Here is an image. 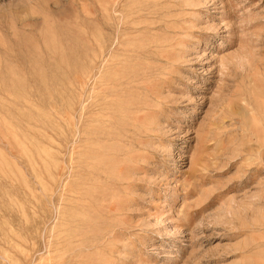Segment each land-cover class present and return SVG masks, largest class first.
I'll return each instance as SVG.
<instances>
[{
	"label": "rangeland",
	"instance_id": "obj_1",
	"mask_svg": "<svg viewBox=\"0 0 264 264\" xmlns=\"http://www.w3.org/2000/svg\"><path fill=\"white\" fill-rule=\"evenodd\" d=\"M0 264H264V0H0Z\"/></svg>",
	"mask_w": 264,
	"mask_h": 264
},
{
	"label": "bare ground",
	"instance_id": "obj_2",
	"mask_svg": "<svg viewBox=\"0 0 264 264\" xmlns=\"http://www.w3.org/2000/svg\"><path fill=\"white\" fill-rule=\"evenodd\" d=\"M114 5H115V4H114ZM115 10H116V9H115ZM123 18H124V17H123ZM121 19H122V18H121ZM110 32H111V31H110ZM115 33H116V32H115ZM116 34H117V33H116ZM115 37H116V36H115ZM123 37H125V36H123ZM125 40H126V39H125ZM120 42H121V41H120ZM153 43H154V41H153ZM119 44H120V43H119ZM140 44H141V43H140ZM113 45H114V44H113ZM115 45H116V44H115ZM141 45H142V44H141ZM147 46H148V45H147ZM115 47H116V46H115ZM116 48H117V47H116ZM125 48H126V47H125ZM136 48H137V46H136ZM136 48H135V49H136ZM114 49H115V48H114ZM130 49H132V47H131ZM147 49H148V48H146V50H147ZM108 50H109V49H108ZM117 50H118V49H117ZM133 50H134V49H133ZM144 50H145V49H144ZM109 51H110V50H109ZM130 51H132V50H130ZM146 52H147V51H146ZM119 53H120V52H119ZM144 53H145V51H144ZM145 54H146V53H145ZM145 54H144V55H145ZM142 55H143V54H142ZM128 56H129V55H128ZM134 56H135V55H134ZM136 56H137V55H136ZM132 57H133V56H132ZM125 58H127V57H125ZM94 59H95V58H94ZM131 60H132V59H131ZM114 65H115V64H114ZM127 68H128V67H127ZM138 69H139V68H138ZM121 70H122V68H121ZM134 70H135V68H134ZM139 70H140V69H139ZM132 71H133V70H132ZM132 71H131V72H132ZM142 71H143V70H142ZM139 73L141 74V71H140ZM111 74H112V73H111ZM115 74H116V73H115ZM134 74H136V73H134ZM145 74H146V73H145ZM145 74H144V75H145ZM117 75H118V74H117ZM120 76H121V75H120ZM131 76H132V75H131ZM118 77H119V76H118ZM122 77H123V76H122ZM122 77H121V78H122ZM135 77H136V76H135ZM137 77H138V76H137ZM138 78H140V77H138ZM111 79H112V78H111ZM114 79H115V78H114ZM124 80H125V79H124ZM134 80H135V79H134ZM139 80H140V79H139ZM125 82H126V81H125ZM127 82H129V81H127ZM137 82H138V81H137ZM111 83H112V82H111ZM133 83H134V82H133ZM117 85H118V84H117ZM136 86H137V84H136ZM114 87H115V86H114ZM116 87H117V86H116ZM123 87H124V86H123ZM130 87H131V86H130ZM142 87H143V85H142ZM108 88H109V87H108ZM128 88H129V87H128ZM110 89H111V88H110ZM114 89H116V88H114ZM114 89H113V90H114ZM123 89H125V88H123ZM142 89H144V88H142ZM113 90H112V91H113ZM118 90H120V89L118 88L117 91H118ZM144 90H145V89H144ZM108 91H109V89H108ZM112 91H111V92H112ZM130 91H132V90H130ZM146 91H147V90H146ZM120 92L122 93V92H125V91H120ZM112 93H113V92H112ZM126 93H127V92H126ZM130 93H131V92H130ZM133 93H134V92H133ZM114 94H115V93H114ZM137 94H138V93H137ZM106 95H107V94H105V97H106ZM118 95H119V94H118ZM121 95H122V94H121ZM130 95L132 96V94H130ZM135 95H136V92H135ZM107 96H108V95H107ZM113 96H114V95H113ZM126 97H127V96H125V98H126ZM136 97H137V95H136ZM133 98H134V97H133ZM95 99H96V98H95ZM97 99H98V98H97ZM114 99H115V98H114ZM120 99H123V98H120ZM128 99H129V98H128ZM100 100H104V99L102 98V99H100ZM108 100H109V99H108ZM118 100H119V99H118ZM134 100H135V99H134ZM142 100H144V99H142ZM153 101H154V99H153ZM153 101H152V102H153ZM155 101H156V99H155ZM130 102H131V101H130ZM137 102H138V101H137ZM144 102H146V101H144ZM99 103H100V102H99ZM112 103H113V102H112ZM118 103H119V102H118ZM124 103H125V102H124ZM104 104H105V103H104ZM107 104H108V103H107ZM130 104H131V103H130ZM142 104H143V103H142ZM146 104H147V102H146ZM150 104H151V103H150ZM97 105H98V103H97ZM136 105H137V104H136ZM118 106H119V105H118ZM127 106H130L129 103L127 104ZM132 106H133V105H132ZM140 106H141V105H140ZM147 106H148V105H147ZM147 106H146L145 108H148ZM93 107H94V106H93ZM101 107H102V106H101ZM137 107H138V109H139V105H138ZM108 108H109V107H108ZM132 108H133V107H132ZM140 108H141V107H140ZM149 108H151V107H149ZM96 109H97V108H96ZM100 109H101V108H100ZM125 109H126V108H125ZM138 109H137V110H138ZM94 110H95V109H94ZM103 110H104V109H103ZM107 110H108V109H107ZM110 110H111V109H110ZM119 110H120V109H119ZM119 110H118V111H119ZM129 110H131V109H129ZM135 110H136V109H135ZM112 111H113V110H111V112H112ZM121 111H124V110H121ZM139 111H140V110H139ZM93 112H95V111H93ZM97 112H98V111H97ZM108 112H109V111H108ZM124 112H125V111H124ZM124 112H123V113H124ZM91 113H92V111H91ZM101 113H102V112H101ZM106 114H107V113H106ZM112 115H113V113H112ZM125 115H126V114H125ZM131 115H132V114H131ZM95 116H96V115H95ZM107 116H108V115H107ZM116 116H117V115H116ZM120 116H121V115H120ZM128 116H129V115H128ZM130 117H131V116H130ZM126 118H127V117H126ZM106 119H107V118H106ZM106 119H105V120H106ZM124 119H125V118H124ZM128 119H130V118H128ZM131 119H132V117H131ZM145 119H146V118H145ZM105 120H104V121H105ZM107 120H108V119H107ZM109 120H110V119H109ZM132 120H133V119H132ZM102 121H103V120H102ZM128 121H129V120H128ZM129 122H130V121H129ZM131 122H132V121H131ZM135 122H136V121H135ZM144 122H145V121H144ZM109 123H110V122H109ZM115 123H116V122H115ZM120 123H121V122H120ZM126 123H127V124H130V123H128V122H126ZM145 123H146V122H145ZM105 124H106V123H105ZM107 124H108V123H107ZM111 124H112V123H111ZM117 124H118V123H117ZM124 124H125V123H124ZM137 124H139V123H137ZM141 124H142V123H141ZM102 125H103V123H102ZM108 125L110 126V124H108ZM108 125H106V126H108ZM113 125H114V124H113ZM113 125H111V126L113 127ZM135 125H136V123H135ZM139 125H140V124H139ZM139 125H138V127H139ZM141 126H142V125H141ZM145 126H148V125L145 124ZM115 127H116V125H115ZM123 127H124V126H123ZM138 127H137V128H138ZM98 128H99V127H98ZM110 128H111V127H110ZM118 128H120V127H118ZM137 128H136V129H137ZM148 128H150V127H148ZM94 129H97V128H94ZM108 129H109V128H108ZM113 129H114V128H113ZM113 129L111 128L112 131H114ZM121 129H122V128H121ZM124 129H125V128H124ZM141 129H142V128H141ZM146 129H147V128H146ZM100 130H101V129H100ZM117 130H119V129H117ZM117 130H115V131H117ZM122 130H123V129H122ZM138 130H139V129H138ZM148 130H149V129H148ZM105 131H107V130H105ZM115 131H114V133H115ZM120 131H121V130H120ZM123 131H124V130H123ZM131 131H132V130H131ZM139 131H140V130H139ZM141 131H143V130H141ZM91 132H93V131H91ZM95 132H96V131H95ZM102 132L104 133V130H103ZM108 132H109V131H108ZM121 132H122V131H121ZM132 132H133V131H132ZM135 132L138 133L137 130H135ZM135 132H134V133H135ZM96 133H98V132H96ZM100 133H101V132H99V134H100ZM105 133H107V132H105ZM81 134H82V133H81ZM109 134H111V133H109ZM93 135H94V134H93ZM102 135H103V134H102ZM102 135H101V136H102ZM113 135H114V134H113ZM119 135H120V134H119ZM141 135H142V134H141ZM89 136H90V135H89ZM101 136H98V137H101ZM106 136H107V134H106ZM109 136H110V135H109ZM124 136H125V135H124ZM126 136H127V135H126ZM139 136H140V135H139ZM92 137H93V136H92ZM92 137H91V139H92ZM98 137L96 136L95 138H98ZM104 137H105V136H104ZM115 137H116V136H115ZM135 137H136V136H135ZM107 138H108V137H107ZM109 138H110V137H109ZM109 138H108V139H109ZM111 138H113V137H111ZM118 138H119V137H118ZM120 138H121V137H120ZM137 138H138V137H137ZM137 138H136V139H137ZM103 139H104V138H103ZM113 139H114V138H113ZM113 139H112V140H113ZM121 139H122V138H121ZM99 140H100V139H99ZM99 140H97V141H99ZM109 140H110V139H109ZM122 140H123V139H122ZM124 140H125V139H124ZM127 140H128V139H127ZM127 140H126V141H127ZM100 141H101V140H100ZM113 141H114V140H113ZM128 141H129V140H128ZM130 141H131V140H130ZM105 142H106V141H105ZM119 142H120V141H119ZM92 143H93V142H92ZM137 143H138V142H137ZM97 144H98V143H97ZM127 144H128V143H127ZM139 144H140V143H139ZM123 145H125V144H123ZM128 145H129V144H128ZM99 146H100V145H99ZM107 146H109V145H107ZM130 146H131V145H130ZM136 146H137V145H136ZM113 147L116 148V146H113ZM113 147H110L111 151L114 150V149H112ZM118 147H119V146H118ZM118 147H117V148H118ZM123 147H125V146H123ZM126 147H127V145H126ZM133 147H134V146H133ZM137 147H138V146H137ZM107 148H109V147H107ZM121 148H122V147H121ZM128 148H130V147H128ZM116 150H117V149H115V151H116ZM116 152H117V151H116ZM116 152H115V153H116ZM120 153H121V152H120ZM123 153H125V152H123ZM128 153H129V152H128ZM104 154H105V153H104ZM111 154H112V153H110V155H111ZM121 154H122V153H121ZM107 156H108V155H107ZM113 156H115V155H113ZM127 156H128V155H127ZM115 157H116V156H115ZM117 157H118V156H117ZM120 157H121V156H120ZM124 157H125V156H124ZM137 157H139V156L137 155ZM125 158H126V157H125ZM127 158L129 159V157H127ZM140 158H141V157H140ZM98 159H99V158H98ZM98 159H97V160H98ZM119 159H120V158H119ZM137 159H138V158H137ZM126 161H127V160H126ZM99 162H100V161H98V163H99ZM129 162H130V161H129ZM133 162H134V161H133ZM133 162H132V164H133ZM111 164H112V163H111ZM127 164H128V163H127ZM129 164H130V163H129ZM117 166H118V165H117ZM127 166H128V165H127ZM96 167H97V165H96ZM104 167H105V166H104ZM131 167H132V166H131ZM94 168H95V167H94ZM112 168H113V167H112ZM118 168H119V167H118ZM125 168H126V167H125ZM127 168H128V167H127ZM127 168H126V169H127ZM106 169H108V168H106ZM109 169H110V167H109ZM127 170H128V169H127ZM96 171H97V170H96ZM112 171H113V169H112ZM124 171H125V169H124ZM128 171H129V170H128ZM108 172H109V171H108ZM114 172H115V171H114ZM98 173H99V172H98ZM101 173H102V171H101ZM128 173H129V172H128ZM93 174H94V173H93ZM96 174H97V173H96ZM99 174H100V173H99ZM109 175H110V173H109ZM111 175H113V173H112ZM101 176H102V175H101ZM103 176H104V175H103ZM106 176H107V175H105V177H106ZM114 176H115V175H114ZM111 177H112V176H111ZM118 177H120V176H118ZM101 178H102V177H101ZM107 178H108V177H107ZM113 178H114V177H113ZM124 179H125V178H124ZM105 180H106V179H105ZM108 180L110 181V179H108ZM193 180H194V179H193ZM111 181H112V183H114V181L112 180V178H111ZM111 181H110V183H111ZM115 182H116V181H115ZM125 182H126V181H125ZM127 183H128V182H127ZM118 184H119V183H118ZM108 185H109V184H108ZM110 185H111V184H110ZM128 185H129V184H128ZM184 185H186V184H183L182 187H183ZM190 185H191V184H190ZM121 186H122V185H121ZM111 187H112V185H111ZM113 187H114V186H113ZM126 187H127V186H126ZM182 187H181V188H182ZM123 189H124V188H123ZM184 189H185V188H184ZM190 189H191V188H190ZM111 192H112V191H111ZM103 194L106 195V193H103ZM99 196H100V195H99ZM99 196H97V197H99ZM101 196H102V195H101ZM101 196H100V198H101ZM101 199H102V198H101ZM66 249H67V248H66ZM66 249H65V252H66ZM44 250H45V249H44ZM32 259H33V258H32Z\"/></svg>",
	"mask_w": 264,
	"mask_h": 264
}]
</instances>
